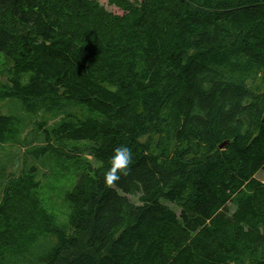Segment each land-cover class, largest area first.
I'll return each mask as SVG.
<instances>
[{
  "label": "trees",
  "instance_id": "16d2710c",
  "mask_svg": "<svg viewBox=\"0 0 264 264\" xmlns=\"http://www.w3.org/2000/svg\"><path fill=\"white\" fill-rule=\"evenodd\" d=\"M118 5L0 0V264H264V0ZM49 155L83 167L65 222Z\"/></svg>",
  "mask_w": 264,
  "mask_h": 264
},
{
  "label": "rangeland",
  "instance_id": "374dc122",
  "mask_svg": "<svg viewBox=\"0 0 264 264\" xmlns=\"http://www.w3.org/2000/svg\"><path fill=\"white\" fill-rule=\"evenodd\" d=\"M96 3L106 14L112 16H121L123 14L118 4L121 3L132 4L141 0H88ZM9 61L0 55V85L6 83V71L9 67ZM5 110L0 109V114H4ZM85 143H79L78 148L86 150ZM23 150H21V153ZM21 153L16 147H6L5 151L0 153V167L6 168V172L10 173L14 170H18L17 166L20 165V161L17 159ZM88 160H91L88 158ZM34 166L38 169L37 178L40 182V186L36 191V197L41 204L52 214H54L59 221H66L67 205L65 201V194L70 191L77 183L78 178L82 174L83 167L70 161H66L63 158L55 155H49L48 157L41 159L34 163ZM256 179L264 184V172L256 174ZM128 198L138 203L137 198L128 196ZM163 204L167 207L175 210L179 215L180 211L171 203L163 201ZM84 242L81 240V249L84 247Z\"/></svg>",
  "mask_w": 264,
  "mask_h": 264
},
{
  "label": "water",
  "instance_id": "95a60500",
  "mask_svg": "<svg viewBox=\"0 0 264 264\" xmlns=\"http://www.w3.org/2000/svg\"><path fill=\"white\" fill-rule=\"evenodd\" d=\"M224 145H221L220 148H222Z\"/></svg>",
  "mask_w": 264,
  "mask_h": 264
}]
</instances>
